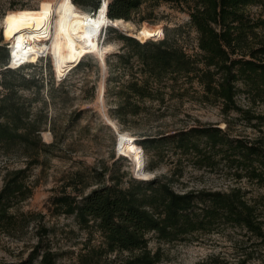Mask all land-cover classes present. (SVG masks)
<instances>
[{
	"label": "trees",
	"instance_id": "16d2710c",
	"mask_svg": "<svg viewBox=\"0 0 264 264\" xmlns=\"http://www.w3.org/2000/svg\"><path fill=\"white\" fill-rule=\"evenodd\" d=\"M106 1L110 20L130 21L144 10L139 21H151L157 8L163 4L187 11L190 15L188 25L198 33L200 50V53L192 55L179 43L184 32L183 25L166 27L164 33L159 28L156 36L152 37L151 31L149 33L145 27L142 40L137 37L140 41L136 37L121 35L131 49L114 53V56L123 66H133V61H137L140 72L146 77L143 80L133 77L122 84L119 92L123 99L114 111L119 118L128 112L138 113L139 106L133 102V97L151 98L153 81L161 83L168 76L175 83L180 77L198 80L203 86V101H222L226 112L240 109L237 104L239 82L255 101L264 102V35L257 30L264 28V0ZM72 2L81 9L84 7L82 10L90 14L97 13L104 4V0ZM251 5L260 6L259 17L248 14L247 8ZM113 29L110 27V30ZM153 37L158 39L150 40ZM0 52L3 53L0 55L3 68L0 78V151L25 160L24 166L6 171L0 189V226L10 228L17 223V216L11 208L33 195L34 187L29 181L32 166L41 164L43 154L51 152L55 144L46 143L41 135L48 115L41 109L33 112L32 102L20 93L21 89H33L40 95L44 83L36 74L27 76L22 72L38 61L11 68L8 67L10 50L0 45ZM92 54L87 53L83 58ZM83 58L70 70L75 65L72 70L84 67L86 61ZM100 60L103 64L104 60ZM110 60V57H105L104 61L109 69ZM68 75L61 80V86H64ZM50 84L53 90L55 79L52 78ZM109 88L107 79L106 94ZM246 113L249 120L259 118L264 121L263 117L250 115L249 111ZM173 138L185 155L196 156L195 162L200 166H213L215 152L221 151L228 165L236 167L238 177L245 176L264 184V137L258 140L231 139L218 126L202 125L182 129ZM166 139L165 136L150 137L141 145L135 139L134 144L137 149L148 151L149 143L157 144ZM209 149L213 152H208ZM112 157L115 158V152ZM179 166L180 176L183 169ZM127 174L126 171L113 173L105 163L94 166L90 176L83 170H77L63 184L61 192L52 197V214L72 216L79 227L88 232L85 251L78 255V264H160L165 253L161 246L157 249L151 247L152 239L170 244L189 242L204 234L224 232L229 227L241 229L253 243L264 244L261 201L249 199L248 192L242 187L234 186L225 191H177L173 186L177 177L174 174L157 175L147 180L131 176L125 186ZM34 214L40 221L45 216L42 212ZM21 215L28 220L27 215ZM37 230L39 237L36 244L28 259L20 264H57L60 253L43 237L49 236L53 228L40 225ZM96 234L100 238L99 244L93 245L92 238ZM255 254L254 249L249 251L245 248L237 254L235 261L221 254H211L197 264H249Z\"/></svg>",
	"mask_w": 264,
	"mask_h": 264
},
{
	"label": "rangeland",
	"instance_id": "374dc122",
	"mask_svg": "<svg viewBox=\"0 0 264 264\" xmlns=\"http://www.w3.org/2000/svg\"><path fill=\"white\" fill-rule=\"evenodd\" d=\"M56 1L0 0V45H5L11 53L14 28H9L6 22L10 12L23 8H50ZM82 9L80 7V10ZM247 12L251 17L257 18L261 14V8L251 5ZM144 13L143 10L130 20L135 27L130 33L110 24L105 25L101 29L100 44L111 45V50L107 53L94 51L92 55L84 58V55L92 52L82 53L78 60L83 58L86 65L78 70H72L78 64L70 70L78 60L62 66L57 64L54 44L49 55L39 57L34 66L23 69L25 75L36 74L44 83L40 95L33 89H21L20 93L32 102L33 112L41 109L48 115L46 128L42 130L41 135L46 143L55 145L51 152L43 154V162L32 166L30 170L29 181L34 187L33 195L11 208V212L17 216L16 225L10 228L0 226V264H20L26 261L38 240L37 229L40 225L53 228L49 236L43 237L60 253L57 264H78V255L85 251L88 232L80 228L72 216L52 214L51 199L61 192L63 184L77 170H83L90 176L92 168L101 163L110 167L113 173L128 172L124 178L125 186L131 176L147 180L157 175L172 174L177 176L173 182L177 191H225L239 186L248 192L249 199H260L261 210L264 211V184L245 176L238 177L236 167L228 165L221 151L215 152L213 166H200L195 162L196 156L185 155L173 138L182 129L202 125L218 126L225 130L231 139L258 140L264 137V121L259 118L249 120L246 113L249 111L250 115L264 118V102L255 101L242 82L238 83L240 92L237 95L240 109H231L228 112L223 110L222 101H203V86L198 80L191 81L188 77H180L179 82L175 83L171 76L161 83L153 81L151 98L133 97V102L139 106L138 113L128 112L123 118H119L114 112L123 99L119 92L122 84L133 77L139 80L146 77L140 72L137 61H133V66H123L114 56V53L131 49V45L121 35H131L142 40L141 34L145 27L149 33L151 31L152 37L156 36L159 28L164 33L166 27L183 25L184 32L179 43L192 55L200 53L198 33L188 25L190 15L187 11L163 4L157 8L151 21L140 22V15ZM110 27L114 29L110 30ZM257 30L264 35V28ZM163 37L164 35L160 39ZM154 39L158 37L150 40ZM1 54L3 55L2 52ZM105 57L111 59L110 69L104 64ZM100 59L104 60L103 64ZM2 69L0 64V78ZM68 73L64 86H61V78ZM52 78L55 79L53 90L50 86ZM107 79L110 90L106 94ZM1 92L2 86L0 94ZM162 136L167 139L157 144L149 143L148 151L139 150L134 144L135 139L141 145L147 138ZM117 145L120 151L117 150ZM113 152L115 158L112 157ZM208 152L213 150L209 149ZM24 164L23 157L6 155L0 151V189L6 171L22 167ZM178 165L183 169L180 176ZM36 212L45 214L43 220L40 221L34 214ZM20 213L27 215L28 220ZM99 239L96 234L92 238V244H99ZM150 245L153 249L159 246L163 248L165 258L160 264H197L211 254H221L235 261L237 254L245 248L249 251L254 249L256 253L249 264H264V244L253 243V240H248L244 231L231 227L224 232L204 234L189 242L170 244L152 239Z\"/></svg>",
	"mask_w": 264,
	"mask_h": 264
},
{
	"label": "bare ground",
	"instance_id": "6f19581e",
	"mask_svg": "<svg viewBox=\"0 0 264 264\" xmlns=\"http://www.w3.org/2000/svg\"><path fill=\"white\" fill-rule=\"evenodd\" d=\"M107 4L104 0L95 14L80 10L71 0H57L50 8L13 10L6 20L7 26L14 28L11 66L18 67L49 55L53 44L60 66L75 63L85 52H109L111 45L99 44L104 25H113L126 33L135 27L124 19L110 20Z\"/></svg>",
	"mask_w": 264,
	"mask_h": 264
},
{
	"label": "water",
	"instance_id": "95a60500",
	"mask_svg": "<svg viewBox=\"0 0 264 264\" xmlns=\"http://www.w3.org/2000/svg\"><path fill=\"white\" fill-rule=\"evenodd\" d=\"M105 13H106V11H105ZM107 14V13H106ZM124 20H126V19H124ZM128 36H131V35H128ZM80 61V60H79ZM79 61L76 63V64H78L79 63ZM8 67H11V68H13L12 66H11V58H10V62H9V65H8Z\"/></svg>",
	"mask_w": 264,
	"mask_h": 264
},
{
	"label": "built area",
	"instance_id": "2783aa9c",
	"mask_svg": "<svg viewBox=\"0 0 264 264\" xmlns=\"http://www.w3.org/2000/svg\"><path fill=\"white\" fill-rule=\"evenodd\" d=\"M64 77H65V76H64ZM64 77H63V78H64ZM63 78H62V79H63ZM62 79H61V80H62ZM118 147H119V146L117 145V150L119 151Z\"/></svg>",
	"mask_w": 264,
	"mask_h": 264
}]
</instances>
